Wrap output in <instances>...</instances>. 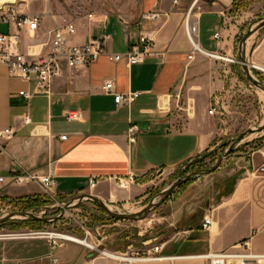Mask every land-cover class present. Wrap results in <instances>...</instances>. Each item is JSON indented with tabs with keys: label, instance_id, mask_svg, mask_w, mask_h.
<instances>
[{
	"label": "crops",
	"instance_id": "obj_1",
	"mask_svg": "<svg viewBox=\"0 0 264 264\" xmlns=\"http://www.w3.org/2000/svg\"><path fill=\"white\" fill-rule=\"evenodd\" d=\"M234 1L87 0L84 5L46 7L40 12L44 15L34 37L22 34L23 52L45 51L50 32L71 22L75 32L65 36L69 46L106 38V53H125L140 33L147 32L152 33L157 55L134 66L112 64L102 56L86 68L64 67L62 76L50 84L49 96L29 101L23 95L33 87L10 78L0 65V133L11 131L9 138L0 136V198L39 195L35 183L18 187L9 182L10 177L29 171L51 176L54 194L60 199L83 193L107 205H124L142 196L153 179L174 177L210 154L218 136L210 125L219 114L208 112L212 107L218 112L223 109L226 88L218 73L220 62L201 56L187 60L190 47L183 18L193 4L201 47L228 54L230 35L237 30L232 18ZM5 5L2 1L0 8ZM147 13H157L159 18L145 21L142 17ZM1 30L7 32L5 27ZM216 33L218 42L213 40ZM106 81L114 84L117 94L139 96L117 106L113 96L99 89ZM67 111L82 112V120L66 122ZM131 127L136 128L134 143L128 139ZM260 154L264 155V147ZM257 167L246 164L241 174L228 175L210 196L177 201L196 204L197 209L165 217L166 235L156 244L161 245L160 253L156 259L134 264H209L204 256L214 253L264 255V176L254 173ZM90 181H95L93 188ZM205 217L211 224L203 230ZM242 242L247 249L239 246ZM99 246L94 249L100 252L68 245L53 255L57 264H120ZM48 254L45 242L0 241V264H52Z\"/></svg>",
	"mask_w": 264,
	"mask_h": 264
},
{
	"label": "rangeland",
	"instance_id": "obj_2",
	"mask_svg": "<svg viewBox=\"0 0 264 264\" xmlns=\"http://www.w3.org/2000/svg\"><path fill=\"white\" fill-rule=\"evenodd\" d=\"M2 1L6 3V7H12L18 13L25 14H38L46 7L59 9L68 5L80 6L87 2V0H0V3ZM232 11V18H236L233 22H237V30L233 31L235 33L233 37L230 35V52L219 53L224 60L203 57L206 60L220 62L218 73L225 84L227 96L223 101V109L217 111L219 115L210 125L211 128H216L218 133L212 152L186 166L174 177L153 179L142 196L124 205L109 204L112 213L138 214L152 201L161 203L164 191L178 178L211 168L218 156L233 145L239 135L264 125V94L247 80L239 59V44L243 36L264 18V0H237ZM193 12L196 13V9ZM245 58L252 78L264 86V73L259 69H264V28L246 41ZM251 66L258 68L252 69ZM225 71L230 72L224 74ZM263 147L264 131L246 135L231 154L223 159L219 169L180 186L165 202L149 211L143 220L115 221L89 201L62 210L64 204L72 198L60 199L57 196L50 198L39 193L32 197H38L43 202V207L28 212L45 218L47 222L31 225L26 218L17 217L9 220L0 226V241L22 242L29 245L45 242L50 252L49 238L60 235L86 240L92 248L100 245L102 249L109 250L105 252L108 254L143 250L145 246H154L164 239L165 226L168 224L165 217L173 212L197 209L196 204H178L177 201L184 197L210 196L228 175L241 174L246 164L249 166L253 163L255 167L259 166L263 162L260 154ZM22 199L0 198V219L10 213L24 212ZM56 243L53 253L57 256L59 250L68 245H77L91 251L90 248L75 242L56 239Z\"/></svg>",
	"mask_w": 264,
	"mask_h": 264
},
{
	"label": "built area",
	"instance_id": "obj_3",
	"mask_svg": "<svg viewBox=\"0 0 264 264\" xmlns=\"http://www.w3.org/2000/svg\"><path fill=\"white\" fill-rule=\"evenodd\" d=\"M193 4L185 12L183 18V32L190 52L187 56L189 62L193 61L196 56L213 58L215 60H224L219 54L205 51L200 45L199 19L193 12ZM44 13L40 14H20L12 7L0 8V65L4 66L8 75L12 79H18L28 83L33 87L32 92L23 95L25 101H29L35 96L50 95V84L63 74V68L68 70H77L89 67L100 57L105 56L107 61L112 64L124 62L128 66H134L143 63L145 60L156 56L153 51L154 38L152 33L142 32L139 34L137 41L132 44L125 53H106L105 40L91 39L83 46H69L65 40V36H71L75 32L74 25L71 22H64L60 29L50 32V39L45 44L43 52L39 54L22 51L21 40L22 34L26 33L29 37H34L40 26V21ZM145 21H156L159 18L157 13H147L143 15ZM1 27H5L7 32H3ZM214 41H219L218 33L213 35ZM256 69L255 66H251ZM264 73V71H262ZM100 91L105 95L114 97L115 105L119 106L123 102L130 103L138 98L139 94L121 95L114 90V84L106 81L99 87ZM209 115L217 113L216 107L209 110ZM82 112L67 111L64 115L66 122H79L82 120ZM25 120H28V114H25ZM10 130L0 133V136L9 138ZM136 128L128 129V139L130 143L135 142ZM61 140H65L66 136H61ZM263 162L257 167L254 173L264 176V155ZM3 179L0 178V183ZM9 182L15 186H22L35 183L39 186L40 193L47 197H54V181L51 176H38L29 171H22L21 174L10 177ZM119 186L124 187L122 181L118 182ZM95 181H90L89 187L93 188ZM39 217V216H38ZM211 220L205 217L202 221L201 228L206 230L209 228ZM58 236V235H57ZM50 239V252L48 258L52 264H57L54 258L53 250L57 246L56 235ZM61 240V239H60ZM64 241V240H63ZM247 243H240V247L247 249ZM91 250H96L89 247ZM161 251V245L153 246L146 251H131L125 253L108 254L109 257L118 261L120 264H134L142 260L156 259V255ZM101 254H104L101 252ZM209 264H264V255L244 252L241 254L232 253H214L204 256Z\"/></svg>",
	"mask_w": 264,
	"mask_h": 264
},
{
	"label": "water",
	"instance_id": "obj_4",
	"mask_svg": "<svg viewBox=\"0 0 264 264\" xmlns=\"http://www.w3.org/2000/svg\"><path fill=\"white\" fill-rule=\"evenodd\" d=\"M261 28H264V18L261 19L259 21V23L253 29L247 31L245 33V35L243 36V38H242V40H241V42L239 44V59H240V65L242 66V70L245 73L247 80L255 88H257L258 90H260L264 94V86L259 81H257V80L252 78V76L250 75V67L248 66V64L246 62V58H245V44H246V41L254 33H256L258 30H260ZM263 131H264V125L254 129V130L245 131L244 133L239 135V137L237 138V141L233 145H231L223 154L218 156L215 164L211 168L203 170L201 172H194L192 174H189V175H186L184 177L178 178L174 183H172L170 185V187H168L164 191L161 203L165 202L174 193V191H176L180 186H182L184 184H187V183L193 181L194 179L210 175L213 172H215L217 169H219L223 159L226 158L229 154H231V152L234 150V148L237 146V144L246 135L258 134V133H261ZM83 201L92 202L99 209H101L107 216H109L111 219H113L115 221H138V220H143L146 217V215L148 214L149 211H151L152 209L156 208L157 206H159L161 204V203H154L152 201L143 209L142 212H140L138 214H128V215H126V214H115V213H112V211L110 210V206L109 205H107L104 202L100 201L96 197H94L92 195H88V194H81V195L73 197L72 199L67 201L64 204V206L62 207V210L63 209H69V208H71L73 206H76L77 204H79V203H81ZM17 217L26 218V219L33 220V221H40L42 223L47 222V220L45 218H40V217L34 215L33 213L27 211V212L10 213V214H8L6 217H3V218L0 219V225L8 222L9 220L17 218Z\"/></svg>",
	"mask_w": 264,
	"mask_h": 264
},
{
	"label": "trees",
	"instance_id": "obj_5",
	"mask_svg": "<svg viewBox=\"0 0 264 264\" xmlns=\"http://www.w3.org/2000/svg\"><path fill=\"white\" fill-rule=\"evenodd\" d=\"M236 1L237 0L234 1V4L232 6V10H234V5H235ZM22 200H23L22 202H23V206H24V208L22 209V211H24V212H27V211L32 210V209L38 210V209H41L43 207L42 206L43 202H41L38 197H26V198H23ZM27 222L29 224H31V225H40V224H43L40 221H33V220H27ZM2 225L3 224H1L0 226H2Z\"/></svg>",
	"mask_w": 264,
	"mask_h": 264
},
{
	"label": "bare ground",
	"instance_id": "obj_6",
	"mask_svg": "<svg viewBox=\"0 0 264 264\" xmlns=\"http://www.w3.org/2000/svg\"><path fill=\"white\" fill-rule=\"evenodd\" d=\"M258 68V67H256ZM261 71H264V69L259 68ZM57 238H60L61 240L67 241V242H75V243H79L81 245L87 246L88 248L90 247L89 244L86 242V240H78L76 238L73 237H67V236H60V235H56Z\"/></svg>",
	"mask_w": 264,
	"mask_h": 264
}]
</instances>
